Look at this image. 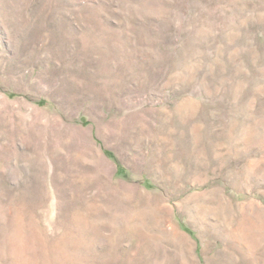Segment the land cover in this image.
I'll return each mask as SVG.
<instances>
[{
	"label": "rangeland",
	"instance_id": "374dc122",
	"mask_svg": "<svg viewBox=\"0 0 264 264\" xmlns=\"http://www.w3.org/2000/svg\"><path fill=\"white\" fill-rule=\"evenodd\" d=\"M0 264H264V0H0Z\"/></svg>",
	"mask_w": 264,
	"mask_h": 264
}]
</instances>
